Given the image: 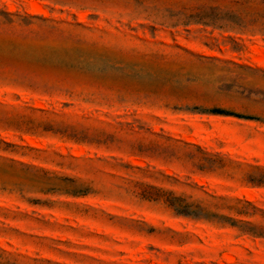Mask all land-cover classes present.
Masks as SVG:
<instances>
[{"label": "rangeland", "instance_id": "rangeland-1", "mask_svg": "<svg viewBox=\"0 0 264 264\" xmlns=\"http://www.w3.org/2000/svg\"><path fill=\"white\" fill-rule=\"evenodd\" d=\"M154 21L134 0H0V264H264V237L231 225L264 231L246 181L264 170V34ZM23 66L40 88L11 84ZM169 194L229 220L178 216Z\"/></svg>", "mask_w": 264, "mask_h": 264}, {"label": "trees", "instance_id": "trees-1", "mask_svg": "<svg viewBox=\"0 0 264 264\" xmlns=\"http://www.w3.org/2000/svg\"><path fill=\"white\" fill-rule=\"evenodd\" d=\"M64 7H75L79 11L85 12L94 10L95 5H105V3L118 0H51ZM121 1V0H120ZM137 8H143L148 18H155L154 25L149 26L153 34L158 31L157 26L177 29L180 27L190 28L201 26L211 28L214 31H239V32H259L264 34V0H134ZM154 4V6H147ZM11 15V14H9ZM91 19H97L95 15H90ZM31 19L39 20L43 26L38 32L29 31L30 34L45 36V22L48 21L44 16H32ZM16 21L9 20V25H14ZM33 23L24 21L25 26ZM157 25V26H156ZM82 26V24H78ZM37 71L32 67H19L17 77L13 79V86L34 89L40 88L33 75ZM212 115L234 117L252 120L236 113L222 109H211L205 111ZM257 174L246 175V181L253 185L264 186V170L257 169ZM86 191H75L74 195H84ZM166 195V194H165ZM167 204L178 215L195 219L222 218L210 213L206 208L187 202L182 197L169 194ZM239 214H243L242 211ZM229 220V219H227ZM232 226L238 227L242 233L256 237H264V231L249 227L248 223L231 221Z\"/></svg>", "mask_w": 264, "mask_h": 264}]
</instances>
